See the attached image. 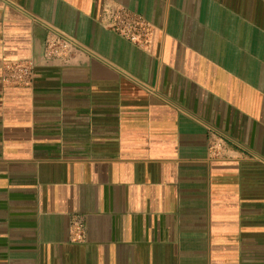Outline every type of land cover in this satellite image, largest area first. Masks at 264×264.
I'll return each instance as SVG.
<instances>
[{
	"label": "crops",
	"instance_id": "crops-1",
	"mask_svg": "<svg viewBox=\"0 0 264 264\" xmlns=\"http://www.w3.org/2000/svg\"><path fill=\"white\" fill-rule=\"evenodd\" d=\"M0 264H264V0H0Z\"/></svg>",
	"mask_w": 264,
	"mask_h": 264
},
{
	"label": "built area",
	"instance_id": "built-area-1",
	"mask_svg": "<svg viewBox=\"0 0 264 264\" xmlns=\"http://www.w3.org/2000/svg\"><path fill=\"white\" fill-rule=\"evenodd\" d=\"M113 31L132 45L145 49L153 31L152 24L143 17L124 8L110 14ZM71 55V44L62 36L50 35L43 46L42 56L46 61L66 62ZM33 71L32 61H15L4 63L1 81L5 85L27 86L31 82ZM222 149L219 139L212 140L208 147L210 157L217 156Z\"/></svg>",
	"mask_w": 264,
	"mask_h": 264
}]
</instances>
